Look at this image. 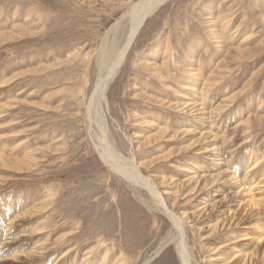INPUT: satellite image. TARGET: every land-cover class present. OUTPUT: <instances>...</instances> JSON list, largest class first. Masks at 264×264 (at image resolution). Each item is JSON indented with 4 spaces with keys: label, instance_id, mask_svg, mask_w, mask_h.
Instances as JSON below:
<instances>
[{
    "label": "rangeland",
    "instance_id": "374dc122",
    "mask_svg": "<svg viewBox=\"0 0 264 264\" xmlns=\"http://www.w3.org/2000/svg\"><path fill=\"white\" fill-rule=\"evenodd\" d=\"M138 1L0 0V264H182L100 143L192 264H264V0L166 1L90 114Z\"/></svg>",
    "mask_w": 264,
    "mask_h": 264
},
{
    "label": "bare ground",
    "instance_id": "6f19581e",
    "mask_svg": "<svg viewBox=\"0 0 264 264\" xmlns=\"http://www.w3.org/2000/svg\"><path fill=\"white\" fill-rule=\"evenodd\" d=\"M163 1L164 0H140L137 3H135L129 10V13H130L129 15H130L131 22H132L131 29H130L128 36L125 39V42L122 44V46H120L119 51L117 50L118 52L114 54V51L112 49L110 50H107L106 48L103 49V51L105 52L103 53V58H102L103 60L102 62L105 63L103 65L108 64V61H110V57H112V55H113V59H112L111 65L108 66L106 73L100 79L101 81L97 86V90L95 93L97 94L96 102L92 103V99L90 100V103L88 106L90 114L93 111H95V113L98 112L99 107H100L99 99L101 100L105 99L107 87L110 81L117 74L122 63L124 62L128 54L129 48L131 47V45H133L134 41L136 40L138 33L140 29L142 28L146 17L150 15L158 7V5L162 3ZM203 58H204V55H201L199 59V63H202ZM190 88L191 87L188 86L186 87V90ZM185 104H186V107H189L191 105V103H185ZM105 129L102 128L103 132H105ZM185 132H188V130H186ZM104 138L106 139V137ZM110 147L112 146L110 145ZM112 149L116 151L113 147ZM112 149H110L105 144L100 143L99 152H100L102 159L112 170L121 174L126 179L134 183L141 182V184L143 183L147 187V189L152 194L151 196H153L157 200L158 205L159 204L161 205L166 215L172 220V222L174 223V226L178 230L177 251L182 260V264H192L187 242L184 237V231H183L184 219L182 218V216L176 213L170 207V204L168 203V199L163 195V192L157 189L156 185L153 182H151L149 179L145 178L144 176L140 174L139 170H137L132 160L129 161L123 158V156H121L120 154L117 155Z\"/></svg>",
    "mask_w": 264,
    "mask_h": 264
},
{
    "label": "water",
    "instance_id": "95a60500",
    "mask_svg": "<svg viewBox=\"0 0 264 264\" xmlns=\"http://www.w3.org/2000/svg\"><path fill=\"white\" fill-rule=\"evenodd\" d=\"M166 1H168V0H164L162 3H160V4L158 5L157 8H159L160 6H162ZM157 8H156V9H157ZM156 9H155V10H156ZM148 17H149V15L146 17V19H147ZM146 19H145V20H146ZM144 22H145V21H144ZM131 47H132V45H131ZM131 47H130V48H131ZM130 48H129V50H130ZM148 264H149V263H148Z\"/></svg>",
    "mask_w": 264,
    "mask_h": 264
}]
</instances>
